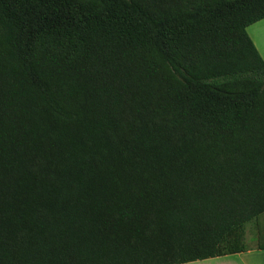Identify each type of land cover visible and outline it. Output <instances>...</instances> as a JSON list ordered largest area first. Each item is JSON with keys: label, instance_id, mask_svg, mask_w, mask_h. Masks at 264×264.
<instances>
[{"label": "trees", "instance_id": "obj_1", "mask_svg": "<svg viewBox=\"0 0 264 264\" xmlns=\"http://www.w3.org/2000/svg\"><path fill=\"white\" fill-rule=\"evenodd\" d=\"M264 0H0V264H180L264 215Z\"/></svg>", "mask_w": 264, "mask_h": 264}, {"label": "crops", "instance_id": "obj_2", "mask_svg": "<svg viewBox=\"0 0 264 264\" xmlns=\"http://www.w3.org/2000/svg\"><path fill=\"white\" fill-rule=\"evenodd\" d=\"M246 30L264 61V18L250 24ZM180 264H264V233L252 241L244 251Z\"/></svg>", "mask_w": 264, "mask_h": 264}, {"label": "rangeland", "instance_id": "obj_3", "mask_svg": "<svg viewBox=\"0 0 264 264\" xmlns=\"http://www.w3.org/2000/svg\"><path fill=\"white\" fill-rule=\"evenodd\" d=\"M264 233V215H261L255 221L249 222L246 226V246L255 241L259 235Z\"/></svg>", "mask_w": 264, "mask_h": 264}]
</instances>
